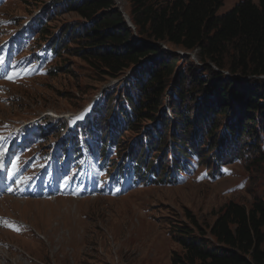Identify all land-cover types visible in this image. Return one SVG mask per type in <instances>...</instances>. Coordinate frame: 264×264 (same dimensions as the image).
<instances>
[{
  "label": "rangeland",
  "instance_id": "obj_1",
  "mask_svg": "<svg viewBox=\"0 0 264 264\" xmlns=\"http://www.w3.org/2000/svg\"><path fill=\"white\" fill-rule=\"evenodd\" d=\"M52 1L0 0V132L3 133L0 134V157L4 156L1 163L7 166L4 168L6 174L10 171L9 183L1 186L0 208L5 213L0 217L12 218L33 227L15 233L0 226V264H172L175 253H185L184 247L176 240L177 228L191 231L193 236L214 240L211 227L229 202L235 201L251 209L256 201L264 200V160L252 149L228 166H220V171L225 174L218 176L209 174L208 169L199 167L194 160L191 170L183 171L176 182L126 180L125 187L121 188L113 186V180L108 179L109 187L101 186L95 197L86 194L72 197L68 193H60L53 200L33 199L42 197L36 194L37 189L54 188L51 166L48 159L45 161V153L62 136L56 132L61 124L56 123L54 115L48 114L66 116L78 112L92 101L98 90L118 81L105 74L104 68H95L77 54L64 53L56 60L48 52L44 51L40 56L38 51L37 57L42 60L37 59L34 53L37 46L34 50L30 48L39 33L27 32L23 37H13L24 29L25 21L35 13V9ZM241 1L224 0L217 14H226ZM120 6L127 12L128 0H121ZM85 22L87 20L77 13L63 12L55 16L51 26L59 30L63 26ZM135 38L144 40L138 35ZM78 46L74 44L73 50ZM199 51L198 48L186 51L162 43L159 55L172 52L181 55L186 60L178 64L176 70L179 71L186 68L187 60L202 67ZM54 64H62L63 72L48 75L47 69ZM209 64L224 74V80L237 77L243 83L257 82V79L264 82V76H243L229 69H218L212 62ZM171 82L165 93L163 109L170 105ZM234 93L229 89L226 97ZM188 105L197 107V99L189 101ZM171 110L167 114L161 110L158 114H162L160 120L164 121V117L169 119L166 137L170 148L175 144L172 130L175 131L177 126ZM46 115V123L52 128L43 137L39 135L43 126V118H40ZM193 118L194 113L192 122ZM20 123L25 128L15 143L22 141L21 144L13 146L2 141L7 137L4 130L11 132ZM144 124L149 126L152 122L145 121ZM125 135L126 138H121L123 142L135 134L128 131ZM11 139L15 136L11 135ZM123 142L121 144L125 148L129 142ZM260 143H263L262 139ZM206 144L203 143V147ZM210 154V150L204 152V155ZM12 158L14 161L9 169ZM69 170L70 167L62 173L65 180L62 185L68 189L78 188L73 179L67 178ZM9 184L14 186L7 193ZM34 189L36 193L31 192ZM261 247L264 251V242Z\"/></svg>",
  "mask_w": 264,
  "mask_h": 264
},
{
  "label": "trees",
  "instance_id": "obj_2",
  "mask_svg": "<svg viewBox=\"0 0 264 264\" xmlns=\"http://www.w3.org/2000/svg\"><path fill=\"white\" fill-rule=\"evenodd\" d=\"M223 2L128 0L133 27L116 0H58L39 20L43 25L40 36L42 40L54 37L50 50L56 60L64 53L77 54L95 68H104L111 78H121L140 65L129 78L109 88L105 104L97 111L92 124H103L104 137L112 130L117 138H126L128 131L139 135L145 121H155L161 110L167 114L163 102L172 81L170 106L177 122L172 130L176 142L172 156L177 167L194 151L203 164L217 165L212 174H222L220 166L241 159L250 149L264 160V82L224 80V74L209 64L243 76H264V0H243L218 15ZM63 12L77 13L87 22L60 27L54 36L51 22ZM162 43L186 51L198 48L203 66L187 60L186 68L176 70L183 57L175 52L160 56ZM74 44L79 45L75 51ZM55 65L48 70L50 75L63 72L62 64ZM229 89L235 93L227 98ZM196 99L197 107L188 105ZM168 121L164 117L162 129H150L130 151L139 174H154L157 181L174 176L169 169ZM206 150L212 154L204 155ZM155 158L160 159L159 165L154 164ZM119 167L126 168L122 163ZM263 228L264 200L256 201L251 209L231 201L211 227L214 240L176 229V240L185 253H175L172 264H264Z\"/></svg>",
  "mask_w": 264,
  "mask_h": 264
},
{
  "label": "snow or ice",
  "instance_id": "obj_3",
  "mask_svg": "<svg viewBox=\"0 0 264 264\" xmlns=\"http://www.w3.org/2000/svg\"><path fill=\"white\" fill-rule=\"evenodd\" d=\"M9 79H12V77H8ZM82 118V117H78ZM0 226L8 227L13 231H20V226L17 225L14 221H10L7 218L0 217Z\"/></svg>",
  "mask_w": 264,
  "mask_h": 264
},
{
  "label": "water",
  "instance_id": "obj_4",
  "mask_svg": "<svg viewBox=\"0 0 264 264\" xmlns=\"http://www.w3.org/2000/svg\"><path fill=\"white\" fill-rule=\"evenodd\" d=\"M117 2L120 3V0H118ZM124 14L126 16L127 21L129 22V24L134 27V25H133V23H132V21L130 19V16L128 15V13L124 12Z\"/></svg>",
  "mask_w": 264,
  "mask_h": 264
}]
</instances>
